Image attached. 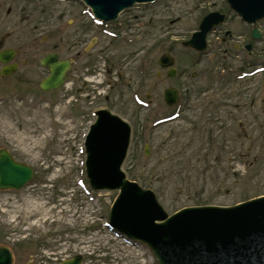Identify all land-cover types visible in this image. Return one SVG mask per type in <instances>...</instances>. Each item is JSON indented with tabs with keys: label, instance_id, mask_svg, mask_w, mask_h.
Wrapping results in <instances>:
<instances>
[{
	"label": "rangeland",
	"instance_id": "374dc122",
	"mask_svg": "<svg viewBox=\"0 0 264 264\" xmlns=\"http://www.w3.org/2000/svg\"><path fill=\"white\" fill-rule=\"evenodd\" d=\"M18 1V28L25 29L15 48L29 59L36 85L0 89V104L10 107L0 111V150L34 171L21 191L0 193V246L12 249L15 264H59L79 254L84 264H158L145 245L107 227L118 193L89 185L84 142L100 110L131 126L123 171L152 190L168 215L264 196V21L255 42L225 0H157L109 26L77 0ZM211 12L228 17L208 35L207 51L183 48ZM239 37L255 46L257 66L247 71L255 76L224 84L223 72L234 75L241 65L229 57ZM51 52L75 61V76L64 89L44 93L38 84L47 71L39 61ZM166 53L176 60L175 79L158 67ZM82 74L91 75L88 84L77 82ZM170 87L183 90L178 120L164 101Z\"/></svg>",
	"mask_w": 264,
	"mask_h": 264
},
{
	"label": "water",
	"instance_id": "95a60500",
	"mask_svg": "<svg viewBox=\"0 0 264 264\" xmlns=\"http://www.w3.org/2000/svg\"><path fill=\"white\" fill-rule=\"evenodd\" d=\"M96 19L115 21L124 10L136 4L156 0H80ZM230 8L244 22L256 25L264 19V0H227ZM225 17L208 15L184 47L197 52L206 49V38ZM257 29L253 39L259 40ZM12 51L0 52V61L9 63ZM175 60L165 54L160 66L170 68ZM50 75L41 83L44 91L59 89L71 68L69 61H60L56 54L42 60ZM171 69L168 77L175 76ZM3 74H7L5 71ZM174 89L165 92L168 106L177 103ZM97 122L86 140L87 175L96 191H120L110 216V227L131 240L146 244L159 264H264V197L234 207H201L184 209L169 216L159 205L153 192L127 180L122 171L131 140L130 126L108 111L97 113ZM146 156L149 147L146 146ZM33 177L32 168L17 163L6 150L0 152V191L20 190ZM0 264H14L13 252L0 246ZM62 264H82V258Z\"/></svg>",
	"mask_w": 264,
	"mask_h": 264
},
{
	"label": "flooded vegetation",
	"instance_id": "af4514ba",
	"mask_svg": "<svg viewBox=\"0 0 264 264\" xmlns=\"http://www.w3.org/2000/svg\"><path fill=\"white\" fill-rule=\"evenodd\" d=\"M19 12H20V10H19V1L18 0H0V52L12 51L14 53L12 60L8 64H3L0 61V89L4 83L9 84V85H16V84L17 85H25V86H29L30 88L31 87L33 88L36 85V78L34 77V76H36V73L30 67L29 59H27L25 57V55H23L22 52L20 50H18L19 47L15 48L20 43L18 38H17L18 30L25 29V27L18 28V26H20V24L18 23V13ZM10 17H12L11 20H10ZM227 17H226V21H227ZM3 30H10V32L7 31V34L2 35ZM224 34H225V37L227 39L232 40L234 38V36L230 32H227ZM9 42L13 44L12 47H9L7 45ZM64 42H65V34L63 32H61V30H60L59 43L63 44ZM255 52H256V49H255V46L253 43L244 44V43H242V37L237 38V43L234 46L233 54L229 55V57H231L230 61L234 60V62H236V60H237L238 63H240L241 65L239 67L236 66L237 70H236V73L234 75L232 74L231 76L230 75L226 76L225 71H224L223 72L224 75L222 76V79H224V80L222 82L224 84L229 83V85H232L233 83L242 82L243 80L253 79L254 76H250L249 74L246 78L240 79L239 74H242L243 71L246 73H250L247 71L253 70L257 66L256 62L253 61V57L255 56ZM51 53H48L45 56H47ZM243 54L246 55V57H244L245 58L244 59V65H242L243 63H241L242 58H243ZM229 57L228 56L224 57L223 61L227 62ZM59 59H60V56H59ZM72 62H73L72 67H71V69L68 73V76L66 78L67 83L70 80H72V76H75V74H74V72H75L74 71L75 70V68H74L75 61H72ZM39 65L41 66V60L39 61ZM223 67H225L226 70L230 69L226 65H224ZM243 67L245 69H243ZM42 70L47 71V75L40 81V83L49 75V69L48 68L42 67ZM230 70H232V69H230ZM4 71L7 73L6 75H3ZM90 77H91V75L88 76L86 74H82L81 77H78L77 82L78 81L82 82L83 80H85L86 83L88 84L92 79ZM227 78H228V80H227ZM40 83L38 84L39 89H40ZM86 83L84 84V86H88ZM65 87H66V84L64 86H62V88L60 90L64 89ZM91 87H93V86L91 85ZM177 90L179 92V95L183 96V94H182L183 90H181V89H177ZM91 93L95 94V92H91ZM181 106H182V104H180V105L178 104L177 110H179V108ZM9 108L10 107L8 105L0 104V111L9 110ZM14 159H15V157H14Z\"/></svg>",
	"mask_w": 264,
	"mask_h": 264
}]
</instances>
